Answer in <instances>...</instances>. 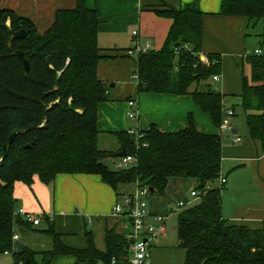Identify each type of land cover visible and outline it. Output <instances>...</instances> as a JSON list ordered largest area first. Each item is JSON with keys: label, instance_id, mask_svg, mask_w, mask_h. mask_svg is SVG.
Masks as SVG:
<instances>
[{"label": "trees", "instance_id": "trees-1", "mask_svg": "<svg viewBox=\"0 0 264 264\" xmlns=\"http://www.w3.org/2000/svg\"><path fill=\"white\" fill-rule=\"evenodd\" d=\"M219 13L262 24L257 43L261 54H248L242 62L240 98L248 137L264 151V0H221ZM155 14L171 19L172 24L160 50L136 57L137 92L190 95L218 128L223 118L222 95L209 80L220 75L221 57L207 54L208 63L201 60L203 13L194 2ZM99 23L97 9H87L85 0H75L73 9L57 10L52 26L40 35L29 19L0 7V254L12 250L15 226L31 229L14 216L15 182L30 186L37 176L50 185L58 174H85L99 176L116 197H121L122 187L135 182L163 197L169 179L193 180L194 190L206 193L177 216L183 264H264V230L235 225L222 217L221 189L208 188L220 177L222 140L200 133L191 115L188 126L174 133L150 125L140 132L143 137L137 143L126 131L111 133L119 145L117 153L123 150L134 156L136 164L124 170L105 165L104 160L114 153L98 148L96 106L109 101L107 88L96 75L97 64L104 58L97 45ZM20 30L26 37L14 40L12 51L23 54L29 64L27 73L9 50L10 32ZM192 84L196 89L189 93ZM14 131L8 154L1 159L3 145ZM42 221L47 229L37 232L49 238L51 248L13 252V264H51L57 256L72 257L77 264H111L113 259L119 264L127 256V242L113 230L105 231L103 252L96 249L88 230L86 248L76 250L62 243L47 217Z\"/></svg>", "mask_w": 264, "mask_h": 264}, {"label": "crops", "instance_id": "crops-1", "mask_svg": "<svg viewBox=\"0 0 264 264\" xmlns=\"http://www.w3.org/2000/svg\"><path fill=\"white\" fill-rule=\"evenodd\" d=\"M194 2L203 13L200 56L205 58L207 54H219L221 57L219 86L214 89L222 95V110L233 112L229 125L230 131H236V135L230 131L217 132L218 128L213 127L209 116L200 111L190 95L138 93L137 83L131 77L136 66L126 52L132 46V31H137L141 44L149 42L150 50L158 51L172 20L159 17L155 12L179 10ZM0 7L29 19L37 33L42 35L52 26L56 11L73 9L75 0H0ZM85 7L97 9L99 13L97 45L104 58L97 64L96 75L107 88L109 97V101L96 106V129L99 134L111 136V133L128 129L143 132L150 125H154L158 131L174 133L188 126L191 115L200 133L217 135L222 140L220 176L226 180L220 191L223 219L252 230H264V151L259 142L241 137L233 121L236 108L241 107L242 62L246 53L258 48L259 39L255 43L256 48L246 50V47L252 49L254 46L247 43L248 22L237 16H221V0H85ZM195 89L196 85L192 84L188 92ZM130 100L136 102L138 118L134 122L128 119ZM234 136L239 137L241 142L235 143ZM118 149L117 143V150L112 156L114 160ZM185 182L179 178L169 179L164 196H156V200L165 201L169 206H163V212H158L149 204V213L167 216L172 212L171 204L190 203L189 193L195 187L188 196L185 194L186 198L177 195L183 192ZM208 188H218V182L208 185ZM131 189V186L122 187V195ZM12 196L16 209H23L41 219L47 217L62 243L71 249L86 248L85 230L92 233L94 245L100 252L105 249L106 230H113L119 235L126 232L124 224L111 214L112 207L121 200L120 196L116 197L115 192L96 175L58 174L50 185H44L37 176H33L30 186L15 182ZM23 229L18 226L13 229L17 242L23 244V248L33 249L29 235L20 232L37 231L33 228ZM165 238L159 239L153 247L151 263L183 264V250H179L181 255L178 257L175 251L168 255L161 251L164 249L160 248L161 242ZM12 253L1 254L0 264H13ZM69 258L68 263L59 264H77L74 258Z\"/></svg>", "mask_w": 264, "mask_h": 264}, {"label": "built area", "instance_id": "built-area-1", "mask_svg": "<svg viewBox=\"0 0 264 264\" xmlns=\"http://www.w3.org/2000/svg\"><path fill=\"white\" fill-rule=\"evenodd\" d=\"M132 46L127 50L126 55L129 57H137L141 53L150 51V43H140L138 39L137 31H132ZM253 54L260 55L261 51L256 49ZM201 60L204 64L208 61L206 57L201 56ZM136 69V68H135ZM132 79L137 82L138 76L136 72L132 73ZM212 82L219 81V75H215L211 78ZM128 106L131 109L128 113V119L132 122L136 121L138 116L136 112V102L133 100L128 101ZM223 118L218 127L220 132L230 131L229 120L233 116L231 110H222ZM127 134L132 136L137 143L143 135L134 130L128 129ZM234 142L239 143L241 139L234 136ZM142 146H145L142 144ZM138 148V147H137ZM115 166L118 170L128 169L136 164V158L132 155H125L114 160ZM218 188L222 189L226 180L223 177H219L217 180ZM131 191L127 194L121 195V200L116 203L111 210V214L121 221L126 228V232L122 234L124 240L127 242V256L119 264H152L151 263V251L154 246L157 245V241L166 236V223L168 216L151 215L148 211L147 198L150 195V191L146 187L139 186L138 182L131 185ZM206 193L202 194L196 190H192L189 195L192 199H200ZM187 204L184 202H178L176 207L183 208ZM15 217H20L22 221L27 222L31 228L39 227L41 224V217L32 213L26 212L23 209H16L14 212ZM18 238L15 234L12 236V250H16L15 243ZM7 254V252H5ZM111 264H118L114 259Z\"/></svg>", "mask_w": 264, "mask_h": 264}, {"label": "rangeland", "instance_id": "rangeland-1", "mask_svg": "<svg viewBox=\"0 0 264 264\" xmlns=\"http://www.w3.org/2000/svg\"><path fill=\"white\" fill-rule=\"evenodd\" d=\"M247 26V25H246ZM246 39L247 43L250 45H254L252 49H248L246 47V50H253L254 48H256L255 43L257 42V40L259 39V35L261 34L262 31V24L261 21H252L248 24V28L246 27ZM253 54L252 51H249L248 54ZM247 53L245 54L248 55ZM132 60L135 62L136 57H131ZM245 69V73L247 72L246 67ZM133 71H135V68L133 69ZM209 83L211 84V86L213 88H216L219 86V83L217 82H212L211 79L209 80ZM233 121L235 122V124L238 126L239 128V134L241 135V137L244 138H248V130L245 124V113L243 112V110L241 109V107H237L236 108V115L233 117ZM217 130V129H216ZM217 132H219V130H217ZM226 134V133H225ZM98 148L100 150L103 151H107L109 153H115L117 150V142L116 140L113 138V136H106V135H102L99 134L98 137ZM105 165H107L111 170H118L117 167L115 166V162L113 157H108L104 160ZM182 181H187L185 183L186 187L183 189V192L181 194H177V195H184L186 198V195L188 196V193L190 192L191 189H193L195 187V182H191L190 180H183ZM187 193V194H186ZM186 194V195H185ZM157 201V202H156ZM199 202V199H192L191 198V202L190 204H187L185 207L183 208H178L176 207V205H170V207L172 208V212L170 214H168V219H167V223H166V238L161 242V246L160 248L164 247V249H162L161 251L171 253L175 251L176 256H180L181 252L179 250L178 247V242H177V238H176V221H177V216L178 214L183 211L186 208H189L195 204H197ZM156 203H158V209H156ZM147 204L152 205L154 207V210H157L158 212H163L164 209H161L163 206L168 207L169 203L162 201V200H156V195H149L147 198ZM167 204V205H166ZM167 210V209H166ZM36 231H43L45 229H47V225L46 223L43 221L39 227L33 228ZM24 230V229H23ZM20 233H26L27 235H29V237L32 239V246L33 249L37 250V251H42V250H49L51 248V244H50V240L49 238L44 235L42 232H33V231H22ZM1 255V254H0ZM70 260L69 257L66 256H59L57 257L53 264H59L61 262H65L68 263Z\"/></svg>", "mask_w": 264, "mask_h": 264}, {"label": "water", "instance_id": "water-1", "mask_svg": "<svg viewBox=\"0 0 264 264\" xmlns=\"http://www.w3.org/2000/svg\"><path fill=\"white\" fill-rule=\"evenodd\" d=\"M7 25L9 26V23H7ZM26 37V32L23 31V30H20L18 32H10V42H9V50L10 52H12V54L17 57L21 63H22V66H23V70L25 73L28 72L29 70V64L28 62L23 58V54L19 51H16V52H13L12 51V42L14 40H22ZM177 46V45H176ZM60 78V73H58L56 75V79H55V89L57 90L58 89V80ZM72 111H74L73 107H69ZM230 133L232 135H236V131H230ZM17 134V131H14L12 132V134L7 138V141L5 142V144L3 145V148H2V153H1V159H4L6 157V155L8 154V150H9V146L12 142V140L14 139V137L16 136ZM228 142V141H227ZM126 155V153L122 150L120 151L119 153H117L115 155L116 158H119V157H124ZM150 193L152 194L153 193V190L150 189L149 190ZM15 248H16V253H20L23 249V244L19 243V242H16L15 243Z\"/></svg>", "mask_w": 264, "mask_h": 264}]
</instances>
